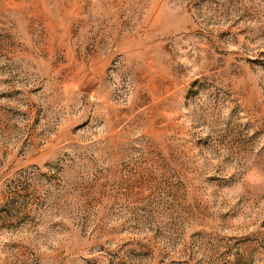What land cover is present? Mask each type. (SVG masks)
I'll use <instances>...</instances> for the list:
<instances>
[{
	"label": "rangeland",
	"instance_id": "rangeland-1",
	"mask_svg": "<svg viewBox=\"0 0 264 264\" xmlns=\"http://www.w3.org/2000/svg\"><path fill=\"white\" fill-rule=\"evenodd\" d=\"M0 264H264V0H0Z\"/></svg>",
	"mask_w": 264,
	"mask_h": 264
}]
</instances>
